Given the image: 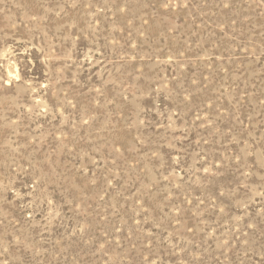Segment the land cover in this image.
Masks as SVG:
<instances>
[{
    "label": "rangeland",
    "instance_id": "1",
    "mask_svg": "<svg viewBox=\"0 0 264 264\" xmlns=\"http://www.w3.org/2000/svg\"><path fill=\"white\" fill-rule=\"evenodd\" d=\"M0 264H264V0H0Z\"/></svg>",
    "mask_w": 264,
    "mask_h": 264
}]
</instances>
